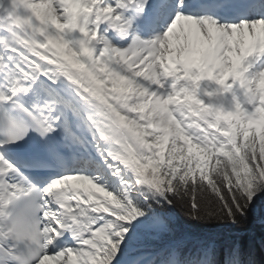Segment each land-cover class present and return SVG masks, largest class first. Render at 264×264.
<instances>
[{
  "label": "snow or ice",
  "instance_id": "obj_1",
  "mask_svg": "<svg viewBox=\"0 0 264 264\" xmlns=\"http://www.w3.org/2000/svg\"><path fill=\"white\" fill-rule=\"evenodd\" d=\"M250 223L264 0H0V264H261Z\"/></svg>",
  "mask_w": 264,
  "mask_h": 264
},
{
  "label": "trees",
  "instance_id": "obj_2",
  "mask_svg": "<svg viewBox=\"0 0 264 264\" xmlns=\"http://www.w3.org/2000/svg\"><path fill=\"white\" fill-rule=\"evenodd\" d=\"M248 227L252 231L257 252V245L261 244V242L264 241V226L260 225L259 223H250ZM245 239L247 240V237Z\"/></svg>",
  "mask_w": 264,
  "mask_h": 264
}]
</instances>
